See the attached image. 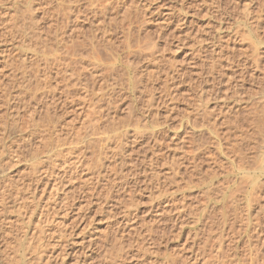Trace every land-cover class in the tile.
I'll return each instance as SVG.
<instances>
[{
  "label": "rangeland",
  "instance_id": "rangeland-1",
  "mask_svg": "<svg viewBox=\"0 0 264 264\" xmlns=\"http://www.w3.org/2000/svg\"><path fill=\"white\" fill-rule=\"evenodd\" d=\"M58 1L59 9L63 11L66 2ZM97 1L100 3L103 1L102 6L105 3V0ZM97 1L96 6L99 5L96 10H100L101 6ZM20 2L23 4L20 5ZM26 2L0 0V131L3 132L2 124L5 119L8 121L4 122L7 126L14 118L26 127V124L30 123L28 116H32L33 122L41 125L39 130L48 132L53 140H60L58 143L59 149L63 148L60 151L64 153L62 160L64 164L60 162L56 168H51V173L54 174L49 173L48 177L41 172L48 167L44 164L41 174L39 173L41 178L40 175L34 178L28 169L33 162L29 156L41 150L39 140L31 141L26 137L24 141L9 128L4 135V132H0L5 143V151L1 157L3 159L0 162L2 166L0 185L6 182L4 184H13L12 186L16 184L15 188L17 187L14 192L12 191L11 196L14 195L9 202L6 201L4 221H12L13 225L18 223L21 216L16 218L13 214L16 207L22 205V202L29 203L31 198H34V203L37 202L35 213L37 216L34 215L30 219L32 222L30 226L28 225L29 229L27 227V237L33 233L38 219L43 220L42 226H48L49 234L46 232L45 240L50 243L49 248L44 249L43 256L39 254L42 256V262L46 264H264V193H258V203L254 204L248 213L244 208L246 199H243L247 198L251 189L264 188V102L261 104L263 97L261 87L264 86V20H260L259 25L262 26L260 29L254 27L253 30L250 29L252 24L249 23L252 20L255 24L260 14L264 19V0H252L248 7L250 12L248 18L245 14L246 3L250 2L248 0H106L107 4H112L115 8L107 15L109 17H106L113 19L118 25L117 27L115 23L113 24V20L112 25H109L113 32L111 36L113 49L102 54L100 67V71L103 72L111 68L115 70L111 83L97 82L98 84L94 85L96 88L94 87L89 95L84 94L83 87L79 88L77 85L75 87L72 83L76 88L74 92L73 87L72 91L71 86L67 84L66 88L64 83L67 82L69 73L62 72L63 74H59L60 78L54 80L52 78L50 81V87L57 91L55 97L59 101L56 104L58 106L54 105L55 109L46 103L51 112L57 111L55 112L57 116L48 114V120L43 117L45 100L41 99L42 102L38 103L35 101L37 105L31 102L29 106L27 103L22 106L11 99L8 108L3 105L2 86L10 75L8 73L16 71L20 66L19 58H30L31 62H35L39 67L49 64L52 60L48 53L49 48L51 49L52 18L46 13H52L55 0H34L31 3L43 37L49 40L38 54H34L31 44L26 43L23 48L21 39L5 34V28H9L10 25L8 19L20 16L24 11L22 6ZM61 16L60 21L66 25L64 15ZM125 17L131 18L133 25L136 22L133 26L136 34L133 33L135 34L133 37L126 36ZM109 19L107 21L110 22ZM78 21H74L76 24L73 22L74 26L79 27ZM251 31H254L253 34ZM248 36L257 41L258 67L250 59L252 53L248 51L250 48ZM149 44L156 48L153 57H148ZM19 50L26 55L21 54ZM136 50L142 52L131 57L135 63L133 67L136 69V76L130 78L120 70L119 64L126 60L127 52ZM211 63L213 65H210ZM52 70L54 73V68ZM140 76L145 80L142 79L141 83L136 85L137 91L133 92L130 88V79L132 84L137 83ZM227 77L231 82L226 80ZM109 84L114 86H108L104 92L108 93L114 88L112 95L115 97L118 94L115 100L113 99L114 104L111 102V107H108L105 101V105L97 101L98 88L100 86L105 88V85ZM141 85L149 88L145 90V95L143 93L140 96L137 92ZM64 90H68L70 94L63 92ZM146 96L152 97L153 104L148 103L149 106L146 104L149 99ZM92 97L94 99H91ZM95 101L94 107H97L94 109L91 108L94 104L91 105V102ZM100 107L103 111L101 113L104 114L100 113L104 118L101 119L102 124L98 113H95L96 116L91 114ZM16 112L18 113L15 114ZM200 112H205L204 116ZM91 120L98 121L101 125L99 129L96 122L95 131H92ZM129 122L131 125H124ZM112 125L120 131L116 129L117 132L115 130V133H112L111 128L107 130ZM127 126L129 128H126ZM136 126L141 128L143 137L135 143L132 141L131 144V136L128 134L130 141L128 140L127 146L131 145L129 153L132 151L130 163L128 161L124 167L119 166L120 157L114 159L108 156L106 160H102L103 169L100 171L103 170L101 173L103 175L96 176V171H99L98 164L91 168L96 161L95 155L91 149H83L82 145L88 132L90 134L92 131L94 139H103L102 143L104 145L110 143L111 147L108 144L106 147L112 148L113 144L109 139L111 140L117 133L124 131L130 133ZM120 128L125 129L121 131ZM52 130L55 132L52 133ZM143 157L144 161L153 157L151 167L148 166V161L137 165L139 164L137 161ZM44 159L41 157L37 162L41 163ZM172 166L174 172L170 175ZM132 167L134 168L131 170ZM116 171L120 173L118 176H125L121 177L123 181L117 185L110 181L112 176L117 175ZM102 177L105 178V182ZM90 180L92 181L89 182ZM56 182L60 184H56L59 189L52 191L55 185L52 183ZM91 186L94 191L91 190ZM16 190L21 191L16 194ZM247 190L249 194L246 195ZM17 195L23 200H16ZM22 195L28 200L26 201ZM233 197H239L241 200L239 199L238 203L236 201L231 203ZM28 209L30 206L27 207V211H30ZM256 221H260L262 226L256 227ZM59 232L65 237L60 236ZM218 239L219 241L222 239L221 245ZM29 242L31 245L34 243L31 240ZM25 245L24 250L18 252L17 242L10 245L0 241V264L8 260L18 264L21 261L20 256L29 253L28 243Z\"/></svg>",
  "mask_w": 264,
  "mask_h": 264
},
{
  "label": "bare ground",
  "instance_id": "bare-ground-1",
  "mask_svg": "<svg viewBox=\"0 0 264 264\" xmlns=\"http://www.w3.org/2000/svg\"><path fill=\"white\" fill-rule=\"evenodd\" d=\"M17 1H19V0H17ZM27 2L25 3V5H23L22 6V8H23V13L20 15V16H16V17H13V18H10V19H8L9 20V28L8 27H6L5 29H6V31H5V34L7 35V36H11V37H13V38H18V39H21V46L23 47L26 43H28V44H31V47H32V50H33V52H34V54L36 55V54H38L39 52H40V49L41 48H43V47H45L46 46V44H48V41L49 40H47V39H45V37H43V34H42V32H41V27H40V25H39V22H38V20L36 19V15L34 14V12H35V10L33 9V6H31V3L34 1V0H26ZM35 1H37V0H35ZM39 1V0H38ZM96 1L97 0H65V2H66V6H65V9L63 10V11H61L60 9H59V1L58 0H55V3L53 2V4H54V9H53V11H52V13L50 12V14L49 13H46L48 16L49 15H51V18H52V22H51V25H52V36H51V38H50V40H51V43H50V46H51V49L49 48V54L52 56V60H51V62L49 63V64H45L44 66H42V67H39V66H37V65H35V62H31V59L30 58H24V57H22V58H19L18 59V62H19V64H20V66L19 67H17V70L16 71H14V72H10V73H8V74H10V75H6L8 78L5 80V82H4V86H2V88H3V92H1L3 95H2V97L4 98V107L6 108H8V104H9V102L11 103V99H13L14 100V102L17 104V105H19V104H21L22 106L25 104V103H27V105L28 104H30L31 102H35V101H37V103H38V101H41V99H42V101L43 100H45V107H46V103H48L49 104V107H53L54 105H56L57 104V102L59 101L55 96H56V92H55V90H53V87H50V81L52 80V78H53V80L54 79H57L58 77H59V74H63L64 73V71H65V74L66 73H69L68 74V80H66L67 82H65L64 81V83L66 84V88L68 87V85L69 86H71V88L73 87L74 88V90L76 89L75 87H76V85H77V87H79V86H81V88L83 87V89H84V94L85 93H87L88 95L89 94H91L92 92H93V90H94V85L98 82H100V84H106V83H111L110 81H111V77L114 75V73H115V70L113 69V68H111L110 70H107V71H100V67H101V59H102V54L103 53H107V52H109L110 50H112L113 49V47H112V43H113V41L111 40V36L113 35V32H112V28L110 29V26L109 25H112V20H110L109 18H107V17H109V16H107L108 14H110L111 12H113V9H115L114 8V6L112 5V4H107V2H106V0H105V3H106V5H105V3H104V5L102 6L101 4H103L102 2L103 1H101V3L99 2V1H97V2H99L100 3V6H101V9L100 10H96V8L98 7V5L96 6ZM114 1V0H113ZM248 1H250V2H248V3H246L245 5L247 6V8H246V11H245V14H246V18H248V16H249V9H248V7L250 6V4H252V0H248ZM112 2V1H111ZM245 2V1H244ZM110 3V2H109ZM124 3V2H123ZM17 4V3H16ZM19 4V3H18ZM23 4V2H20V5H22ZM114 4V3H113ZM122 4V3H121ZM261 4V3H260ZM115 5V4H114ZM100 6H99V8H100ZM118 6V5H117ZM121 7V6H120ZM245 7V6H244ZM255 7H257V6H255ZM47 9V8H46ZM244 9V8H243ZM33 10H34V12H33ZM97 11H99L98 12V14H97ZM244 11V10H243ZM258 11V10H257ZM46 12H48V10L46 11ZM110 12V13H109ZM43 13H45V9L43 10ZM254 13V12H253ZM252 13V14H253ZM261 13V11L258 13V14H260ZM264 13V12H263ZM43 15H45V14H43ZM61 15H64V19L63 20H66V25H63L64 24V22L62 21H60V20H62V19H60V16ZM244 15V14H243ZM254 15V14H253ZM257 15V14H256ZM261 15V14H260ZM257 16V21L255 22V24H253L252 23V20H251V22L249 21V23L250 24H252L251 25V28L250 29H252V27H254V28H261L262 26H260L261 25V21L260 20H264L263 18H261V16ZM107 16V17H106ZM46 17V16H45ZM61 17H63V16H61ZM131 17V16H130ZM251 17V16H250ZM263 17H264V15H263ZM254 18V17H253ZM252 18V19H253ZM93 19V20H92ZM110 20V22L109 21H107V20ZM125 19H126V21H127V29H125L124 31L126 32V36H127V38L128 37H131V35H132V37H133V35H135L136 33L134 32L135 30H133L134 29V25H135V23L136 22H134V25H133V22L131 21V18L130 19H128V17H125ZM136 19V18H135ZM250 19V18H249ZM77 20H79L80 21V25H79V27L78 26H74L76 23L74 22V21H76L77 22ZM247 20V19H246ZM79 21H78V23L77 24H79ZM75 24H74V23ZM264 22V21H263ZM63 23V24H62ZM115 22H114V20H113V24H114ZM244 23H245V21H244ZM260 24V25H259ZM86 26V28H84V26ZM115 25H117V23H115ZM114 25V27H115V29H116V26ZM250 26V25H249ZM264 26V25H263ZM80 27H82V28H80ZM111 27H113V26H111ZM117 27H118V25H117ZM245 27V26H244ZM247 28V27H246ZM114 29V28H113ZM264 29V28H263ZM122 30V29H121ZM253 30V29H252ZM116 31V30H115ZM120 31V30H119ZM123 31V30H122ZM140 31V30H139ZM264 31V30H263ZM125 32H123V33H125ZM245 32V31H244ZM252 32V31H251ZM254 32V31H253ZM253 32H252V34H253ZM133 33H135V34H133ZM264 34V33H263ZM255 35V34H254ZM257 37V36H256ZM263 39H264V36H263ZM245 41H247V40H245ZM248 41H249V44L250 45H248L250 48V50L248 49V51L250 52V53H252V56H251V54L249 55V56H251V58L250 57H248V58H250L252 61V63H254V65L255 66H257L258 67V62H259V59H258V57L259 56H257L256 55V53H257V51H258V47H257V41L255 42V41H253V38L251 37V36H248ZM247 41V42H248ZM260 41H258V43H259ZM27 44V45H28ZM155 45V44H154ZM114 46V45H113ZM149 46V54H148V57H153V54H154V52H155V50H156V48H155V46H153V45H151V44H149L148 45ZM213 46V45H212ZM246 46V45H245ZM19 47V46H18ZM21 47V48H22ZM25 47V46H24ZM23 47V48H24ZM247 47V46H246ZM214 48V47H213ZM128 49L130 50V47H128ZM147 49H148V47H147ZM246 49V48H245ZM244 49V50H245ZM211 51V50H210ZM212 51H214V50H212ZM211 51V52H212ZM245 51H247V50H245ZM252 51V52H251ZM19 52L22 54V53H24V55H26L25 54V52H21L20 50H19ZM140 52H142L141 50H136V51H129V52H127V58H126V60L124 61V62H122V63H120L119 64V68H120V70L123 72V73H126L128 76H130V78H133V77H135L136 76V69L133 67V64H135V63H133L132 62V56H135V55H140ZM220 52V51H219ZM260 52V51H259ZM19 53V54H20ZM41 53H43L44 54V52H41ZM215 54H216V52H214ZM125 54V53H124ZM142 54H144V53H142ZM147 55V54H146ZM21 56H23V55H21ZM126 56V55H125ZM215 56V55H214ZM220 56V55H219ZM222 56H224V55H222ZM248 56V55H247ZM27 57V56H26ZM29 57V56H28ZM227 57V56H226ZM260 57H262V56H260ZM263 57H264V54H263ZM214 58V57H213ZM212 58V59H213ZM225 58V57H224ZM247 58V59H248ZM219 59V58H218ZM225 59H227V58H225ZM224 59V60H225ZM209 60V59H208ZM244 61V60H243ZM235 62V61H234ZM247 62V61H246ZM250 62V63H251ZM215 63V62H214ZM217 63V62H216ZM228 63V61L226 62V64ZM231 63V62H230ZM237 64V63H236ZM264 64V63H263ZM210 65H213L212 63L210 64ZM231 65V64H230ZM234 65V64H233ZM248 65V64H247ZM227 66V65H226ZM263 66V65H262ZM230 67V66H229ZM260 67V66H259ZM52 68H54V73L52 72L53 70H52ZM209 68H211V67H209ZM215 68V67H214ZM214 68H212V69H214ZM220 68V67H219ZM229 69V68H228ZM236 69V68H235ZM253 70V69H252ZM254 70H256V69H254ZM141 71V70H140ZM231 71H232V69H231ZM257 71V70H256ZM255 71V72H256ZM63 72V73H62ZM146 72V71H145ZM144 72V73H145ZM254 72V71H253ZM141 73V72H140ZM144 73H142V74H144ZM147 73H149V72H147ZM147 73H145V74H147ZM234 73V72H233ZM230 74H232V72L230 73ZM237 74V73H236ZM149 75V74H148ZM200 75V74H199ZM239 75H241V74H239ZM143 76V75H142ZM142 76H140V77H138L139 79H138V82L137 83H133L132 84V79H130V88H131V90L133 91V92H136L137 90H135L136 89V85H138V84H140L141 83V81H142V79H141V77ZM147 76V75H146ZM229 76V75H228ZM233 76V75H232ZM110 77V78H109ZM201 77H203V76H201ZM230 77V76H229ZM236 77V76H235ZM238 77V76H237ZM242 77H244V76H242ZM262 77V76H261ZM60 78V77H59ZM63 78V77H62ZM61 78V79H62ZM109 78V79H108ZM145 78V77H144ZM148 78V77H147ZM150 78V77H149ZM152 78V77H151ZM217 78V77H216ZM218 78H219V75H218ZM228 78V77H227ZM226 78V80L228 81V80H230V82H231V79H227ZM263 78V77H262ZM67 79V78H66ZM242 79V78H241ZM59 80V79H58ZM143 80H145V79H143ZM153 80V79H152ZM219 80V79H218ZM234 80H236V79H234ZM243 80V79H242ZM245 80V79H244ZM150 81V80H149ZM204 81V80H203ZM202 81V82H203ZM238 81V80H237ZM240 81V80H239ZM263 81H264V78H263ZM53 82V81H52ZM60 82H61V80H60ZM101 82H103V83H101ZM144 82H146V81H144ZM143 82V83H144ZM151 82V81H150ZM55 83V82H54ZM57 83V82H56ZM72 83H74L75 84V87H74V85L72 84ZM97 83V84H98ZM147 83V82H146ZM61 84V83H60ZM68 84V85H67ZM72 84V85H71ZM145 84V83H144ZM148 84H149V82H148ZM147 84V85H148ZM227 84V83H226ZM52 85V84H51ZM63 85V84H62ZM228 85V84H227ZM56 86V85H55ZM58 86H59V84H58ZM106 87L105 88H102L101 86H100V88H98L99 90H98V103H100V104H102V103H104V101L107 103H104V105L106 104V105H109L108 107H111V105H112V103L114 102L113 101V99L116 97V96H118V94L114 97V95H112V94H114V88H112L113 89V92H111V90H109V89H107V90H109V92L108 93H105L104 92V90L108 87V86H114V84H109V85H105ZM142 87H140V89L138 90V94L141 96L143 93H144V95H145V90L146 89H148V88H146L145 86L143 87V85H141ZM148 86H150V85H148ZM231 86V85H230ZM238 86V85H237ZM240 86H241V84H240ZM60 87V86H59ZM233 87V86H232ZM64 88V87H63ZM65 88V89H66ZM70 88V89H71ZM73 88H72V91H73ZM80 88V87H79ZM96 88V87H95ZM234 88H235V85H234ZM238 88V87H237ZM55 89V88H54ZM69 89V88H68ZM78 89V88H77ZM158 89V88H157ZM161 89V88H160ZM240 89V88H239ZM261 89H262V102H261V104L264 102V86H263V88L261 87ZM81 90V89H80ZM163 90V89H162ZM235 90V89H234ZM66 90H64L63 92H65ZM70 91V90H69ZM100 91V92H99ZM102 91L104 92V93H102ZM116 91H117V89H116ZM60 92V91H59ZM66 92H68V90L66 91ZM65 92V93H66ZM74 92H76V90L74 91ZM149 92V91H148ZM158 92H160V91H158ZM206 92H208V91H206ZM230 92V91H229ZM236 92V91H235ZM261 92V91H260ZM61 93V92H60ZM69 93V92H68ZM117 93V92H116ZM199 93H201V92H199ZM70 94V93H69ZM86 94V95H87ZM95 94V93H94ZM138 94H136V95H138ZM151 94V93H150ZM63 95H65V94H63ZM88 95H87V97H88ZM96 95H97V93H96ZM96 95L94 96V98L96 97ZM134 95V94H133ZM138 95V97H140ZM152 95V94H151ZM165 95V94H164ZM58 96V95H57ZM66 96H69V95H67L66 94ZM92 96V95H91ZM159 96H160V94H159ZM202 96V95H201ZM227 96V95H226ZM59 97H60V95H59ZM147 97H149V96H146V98ZM210 97V96H209ZM209 97L207 98L208 100H209ZM229 97V96H228ZM40 99V100H37V99ZM93 97L91 98V99H94ZM137 98V97H136ZM158 98V97H157ZM60 99V98H59ZM143 99V98H142ZM148 99V98H147ZM160 99V98H159ZM164 99V98H163ZM62 100V99H61ZM84 100V99H83ZM96 100V99H95ZM115 100V99H114ZM152 97L150 98L149 97V99H148V101H147V103L146 104H148V103H152L153 104V102H152ZM156 100V99H155ZM0 101H1V99H0ZM41 101V102H42ZM63 101V100H62ZM85 101V100H84ZM66 102V101H65ZM112 102V103H111ZM160 102V101H159ZM205 102V101H204ZM92 103H94L93 104V107H91V108H96V107H94V105H95V103H96V101L95 102H91V105H92ZM162 103H163V100H162ZM32 104V103H31ZM35 105H37L36 104V102L34 103ZM34 104H33V106H34ZM59 104V103H58ZM63 104V103H62ZM114 104V103H113ZM150 104H148V106L150 105ZM60 105V104H59ZM83 105V104H82ZM87 105V104H86ZM90 105V104H89ZM98 105V104H97ZM29 106V105H28ZM56 106H58V105H56ZM56 106H54V109H55V107ZM206 106V105H205ZM10 107V106H9ZM27 107V106H26ZM48 107V105H47V107L44 109V112H43V117H44V119H46V120H48V114H52V115H55V116H57L56 115V113L55 112H57L56 110H55V112L53 111V112H51V108H49ZM98 107H99V105H98ZM106 107V106H105ZM151 107V106H150ZM17 108H18V106H17ZM24 108V107H23ZM29 108V107H28ZM34 108V107H33ZM112 108H114L113 106H112ZM111 108V109H112ZM147 108V107H146ZM152 108V107H151ZM155 108V107H154ZM19 109V108H18ZM18 109H16V110H18ZM25 109V108H24ZM53 109V110H54ZM62 109V108H61ZM94 109H92V110H94ZM98 109V108H97ZM106 110L107 109H109V108H105ZM110 109V110H111ZM206 109V108H205ZM33 110V109H32ZM31 110V111H32ZM36 110V109H35ZM146 110V109H145ZM203 110V109H202ZM6 111V110H5ZM12 111V110H11ZM15 111V110H14ZM21 111V110H20ZM26 111V110H25ZM59 111V110H58ZM96 111V110H95ZM97 111H99V112H97ZM96 112H92L91 114H93L94 116H96V114H97V116H99L98 118H99V121L103 118L102 116H101V114L103 113V111H102V108L100 107L98 110H97ZM148 111V110H147ZM150 111V110H149ZM10 112V111H9ZM8 112V113H9ZM22 112V111H21ZM37 112V111H36ZM102 112V113H101ZM12 113V112H11ZM18 112H16L15 114H17ZM25 113V112H24ZM31 113H33V111L31 112ZM96 113V114H95ZM101 113V114H100ZM203 113V116H204V113L205 112H202ZM201 112H200V114H202ZM6 115H8V114H6ZM102 115H104V114H102ZM146 115V114H145ZM154 115V114H153ZM14 116V115H13ZM17 116V115H16ZM19 116V115H18ZM87 116V115H86ZM93 116V117H94ZM199 116V115H198ZM197 116V117H198ZM151 117V116H150ZM156 117H157V115H156ZM200 117V116H199ZM28 118H29V120H30V123H28V124H26V127H24L23 125H25V124H23V123H18V119H12V121L8 124V126H7V122L8 121H6L7 119H5L4 120V122L6 121V123H4L3 122V132H1V133H3V135L5 134V131L7 130V128H9L11 131H13V132H16L17 133V135L19 136V138H23V140L26 138V137H29L30 138V140L31 139H36V140H39V142H40V147H41V150L39 149V151H37V152H35V153H33V154H31L30 152V154H31V156H29L32 160L31 161H33V162H31V164H30V167L28 168L29 170H30V174L34 177V178H37V176L38 175H40L41 173H40V171L42 170V166H44V164H47L46 165V167H47V169L45 168V170H42L41 172L43 173L42 175H46V177H48L47 175H49V173H51V168L53 169L54 167L56 168L57 167V165L58 164H60V162H62V160H63V158H64V153H62L60 150L61 149H63V148H61V149H59V143H58V141H60V140H58V139H54L53 140V138L51 137V135L48 133V132H46V131H42V130H39V128L41 127V125H39V124H37V123H34L33 122V119H32V116H28ZM96 118V117H95ZM97 118V119H98ZM110 118V117H109ZM21 119V118H20ZM86 119H87V117H86ZM93 119V118H92ZM102 120H104V118L102 119ZM102 120H101V124H102ZM106 120V119H105ZM60 121V120H59ZM108 121V120H107ZM91 122H92V131H95V128H96V124L98 123V121L96 120L95 122H94V120H91ZM97 122V123H96ZM105 122V121H104ZM84 123V122H83ZM158 123V122H157ZM194 123V122H193ZM85 124V123H84ZM105 124V123H104ZM108 124H110V123H108ZM107 124V125H108ZM113 124V123H112ZM123 124V123H122ZM136 125H138L137 123H135ZM195 124V123H194ZM23 127H22V126ZM86 125V124H85ZM98 126V129H99V126H101V125H99V123L97 124ZM111 125V124H110ZM125 126L126 125H131L130 124V122H129V124H124ZM143 125V124H142ZM156 125H158V124H156ZM86 126H89V125H86ZM109 126V125H108ZM134 126V125H133ZM58 127V126H57ZM115 127V126H114ZM119 127V126H118ZM122 127H124V126H122ZM142 127V126H141ZM144 127V126H143ZM145 127H146V125H145ZM56 128V127H55ZM109 128H111V131H112V133H115V132H117V127L116 128H113V125L112 126H110V127H108L107 128V130L109 129ZM126 128H129L128 126L126 127ZM133 128V127H132ZM117 129V130H116ZM121 129V131H123V129H125V128H120ZM116 130V131H115ZM92 131H91V133L89 134V132H88V134L85 136V140L82 142V145L84 146V148L83 149H91L92 151H93V154L95 155V158H96V161L95 162H93V165H92V169L93 168H95L96 166H97V164H98V170L99 171H96L97 173V175L96 176H99V177H101L102 175H101V173L103 172V170H101L100 171V169H103V167H102V164H103V162H102V160H106L107 159V157L109 156V158H114V159H117L118 157H120V160H121V165L119 164V166H125V164L130 160V158H131V154H132V151H131V153H129V150H131V149H129V147L131 148V145L130 146H127V145H129V144H127V142H128V134H130V136H131V144H132V141L135 143V142H137L139 139H141L142 137H143V133L141 132V128H139V126H136L130 133L128 132V131H124V132H122V133H117L113 138H111V140L109 139V141H112V143L111 144H113L112 145V148H110L109 146L108 147H106L107 146V144H105L104 145V143H102V140H99V139H97L96 137V139H94L93 138V133H92ZM96 131H97V129H96ZM115 131V132H114ZM118 131H120V130H118ZM52 133H54L55 132V130L53 131H51ZM56 132H58V131H56ZM108 132V131H107ZM159 132V131H158ZM29 133V134H28ZM109 133V132H108ZM10 134V133H9ZM28 134V135H27ZM12 135V134H11ZM100 135V134H99ZM99 135H98V138H99ZM105 135H107V133L105 134ZM109 135V134H108ZM2 136V135H1ZM0 136V162H1V160L3 159H1V157H3L2 156V154H3V152L5 151V148H4V138H2ZM9 136V135H8ZM95 136V135H94ZM153 136V135H152ZM102 137V136H101ZM109 137H111V136H109ZM224 137V136H223ZM6 138V137H5ZM29 138H28V140H29ZM130 138V137H129ZM20 139V140H21ZM133 139V140H132ZM226 139H228L227 137H226ZM6 140V139H5ZM15 140H17L16 138H15ZM26 140V139H25ZM24 140V141H25ZM27 140V141H28ZM105 140H106V138H105ZM225 140V139H224ZM32 141V140H31ZM130 141V140H129ZM140 141V140H139ZM18 142V141H17ZM29 142V141H28ZM28 142H25L26 144L28 143ZM36 142V141H35ZM16 143V142H15ZM14 143V144H15ZM21 143V142H20ZM32 143V142H31ZM38 143V142H37ZM64 143H62V145H63ZM22 145V144H21ZM38 145V144H37ZM29 146H31V144L29 145ZM134 146H135V144H134ZM15 147H16V145H15ZM22 147V146H21ZM25 147H26V145H25ZM32 147V146H31ZM7 148V147H6ZM27 148V147H26ZM29 148V147H28ZM126 149H128V150H126ZM14 150H15V148H14ZM21 150V149H20ZM23 150H24V148H23ZM9 151V150H8ZM26 151V150H25ZM11 152V151H10ZM64 152V151H63ZM149 152V151H148ZM14 153V152H13ZM68 153V152H67ZM82 153V152H81ZM69 154L71 155V152H69ZM151 154V153H150ZM152 154H154V152L152 153ZM14 155V154H13ZM15 155H17V154H15ZM67 155V154H66ZM69 155V156H70ZM16 157V156H15ZM18 157V156H17ZM16 157V158H17ZM41 157H44L45 159L44 160H42V162L40 163V162H37V160L39 159V158H41ZM83 157V156H82ZM81 157V158H82ZM144 158L145 157H143V158H140L137 162L139 163V164H137V163H135V164H137V165H140V164H142L143 162H146V161H148L147 163H148V166L149 167H151V165H152V161H153V157H152V159H151V157H149L146 161H144ZM147 158V157H146ZM156 158V157H155ZM185 158V157H184ZM188 158V157H187ZM194 158V157H193ZM192 158V159H193ZM113 159V160H114ZM18 160V159H17ZM69 160V159H68ZM109 160V159H108ZM183 160V159H182ZM188 160V159H187ZM30 161V160H29ZM83 161V160H82ZM13 162V161H12ZM114 162V161H113ZM63 164H64V162H62ZM77 163H78V161H77ZM80 163V162H79ZM78 163V164H79ZM129 163H130V161H129ZM128 163V164H129ZM196 163V162H195ZM62 164V165H63ZM71 164V163H70ZM144 164V163H143ZM1 165H2V163H1ZM3 165H4V163H3ZM6 165H8V164H6ZM61 165V166H62ZM66 165V164H65ZM145 165H146V163H145ZM176 165V164H175ZM195 165V164H194ZM193 165V166H194ZM106 166H108V165H106ZM131 166V165H130ZM135 166V165H134ZM0 167H2V166H0ZM59 167V166H58ZM82 167V166H81ZM139 167V166H138ZM142 167V166H141ZM195 167V166H194ZM4 168V167H3ZM62 168V167H61ZM71 168V167H70ZM134 167H132L131 168V170L133 169ZM136 168V167H135ZM143 168H145V166L143 167ZM172 168H173V166L170 168L171 169V172H169V174L170 173H172L173 174V170H172ZM196 169H197V167H195ZM194 168V169H195ZM66 169V168H65ZM89 169V168H88ZM91 169V170H92ZM120 169H121V167H120ZM152 168H150V170H151ZM195 169V170H196ZM3 170V169H2ZM47 170V171H46ZM58 170V169H57ZM129 170V169H128ZM194 170V171H195ZM64 171V170H63ZM89 171V170H88ZM130 171V170H129ZM57 172V171H56ZM104 172H106V171H104ZM118 172H119V170H118ZM120 172H121V170H120ZM131 172V171H130ZM145 172V171H144ZM147 172H149V171H147ZM152 172V171H151ZM196 172V171H195ZM194 172V173H195ZM40 173V174H39ZM65 173V172H64ZM78 173V172H77ZM115 173H117V171L115 172ZM122 173V172H121ZM127 173H129L128 171H127ZM133 173V172H132ZM135 173V172H134ZM51 174H54V173H51ZM50 174V175H51ZM69 174H71V173H69ZM120 174V173H119ZM118 173H117V175H115V176H112L113 178H112V180H110L111 182L113 181L116 185L117 184H119L120 182H122L123 181V179L121 178V177H125L124 175L122 176H118L119 175ZM123 174V173H122ZM139 174V173H138ZM146 174V173H145ZM30 175V176H31ZM108 175V174H107ZM114 175V174H113ZM131 175V174H130ZM171 175V174H170ZM55 176V175H54ZM69 176V175H68ZM67 176V177H68ZM90 176H92L91 174H90ZM105 176V175H104ZM53 177V176H52ZM60 177H61V175H60ZM65 177V176H64ZM70 177V176H69ZM68 177V178H69ZM127 177H128V175H127ZM153 177V176H152ZM167 177V176H166ZM171 177V176H170ZM40 178H41V175H40ZM58 178V177H57ZM94 178V177H93ZM96 178V177H95ZM103 178V177H102ZM48 179V178H47ZM49 179H51V178H49ZM90 179H92V178H90ZM104 179V182H105V178H103ZM157 178H155V180H156ZM32 180H34V179H32ZM45 180V179H44ZM63 180H65V178L63 179ZM85 180V179H84ZM95 180V179H94ZM159 180V179H158ZM163 180V179H162ZM167 180V179H166ZM3 181V180H2ZM36 181V180H35ZM66 181V180H65ZM92 180H90L89 182H91ZM99 182H100V178H99V180H98ZM97 181V182H98ZM107 181V180H106ZM9 182V181H8ZM21 182V181H20ZM45 182V181H44ZM50 182V181H49ZM69 182V181H68ZM89 182H88V184H89ZM94 182V181H93ZM92 182V183H93ZM103 182V183H104ZM156 182H157V180H156ZM155 182V183H156ZM159 182H160V180H159ZM2 183V182H1ZM4 183H6V182H4ZM4 183H2L1 185H0V241H3V243H7V244H9L10 243V245H12L13 243H15V242H17L18 243V245H19V247H18V249H17V251L18 252H21V251H23L24 250V247H26V245H25V243H28V249H29V253L27 254V255H21L20 256V262L18 263V264H43V263H45V262H42V256H43V254L45 253H42L43 251H44V249L46 248V247H48L49 246V242L47 243L46 242V240H45V234H46V232L48 231L47 229H48V226H42V222H43V220H41V221H39V219H38V221H37V224L35 225V223H33V225H35V227H34V231H33V233L32 234H29V235H31L30 237H27L28 235H27V227H28V225L30 226V224H31V217L32 216H34V215H36L35 213H36V210H37V206H36V203H34V201H33V199L31 198V200H30V198H29V200H30V202L28 203V199L26 200L25 198H24V196H23V198L27 201V202H22L23 204L22 205H20V206H18V207H21L20 209L18 208V207H16V210L13 212V214L15 215V217L16 218H19L20 216H21V218H19V220H18V223H16L15 225H13V223H12V221H7L6 219V221L7 222H10V223H7L6 221H4V215H6L5 213H6V201L7 202H9V199L14 195H12L11 196V194H12V191L13 190H15V189H17V187L15 188V185L16 184H14V186H12L13 184H4ZM12 183V182H11ZM14 183V182H13ZM46 183V182H45ZM85 183H86V181H85ZM92 183H90V184H92ZM36 184V183H35ZM52 184H55L52 188V191L54 190V189H56L57 187H56V184H58V185H60L58 182H56V183H52ZM97 184H99V183H97ZM97 184H95V185H97ZM20 185V184H19ZM32 185H33V183H32ZM66 185V184H65ZM82 185H84V184H82ZM86 185V184H85ZM100 185V184H99ZM90 186V185H89ZM93 186V185H92ZM92 186H91V190H92ZM105 186H106V184H105ZM105 186H104V188H105ZM28 187V186H27ZM31 187V186H30ZM60 187H62V186H60ZM82 187V186H81ZM95 187V186H94ZM23 188H25V187H23ZM90 188V187H89ZM88 188V189H89ZM107 188V187H106ZM161 188H162V186H161ZM36 189V188H35ZM34 189V190H35ZM59 188H57V190H58ZM87 189V190H88ZM95 189V188H94ZM21 190H23L22 188H21ZM21 190H16V194L17 193H19ZM25 190V189H24ZM23 190V191H24ZM50 190H51V188H50ZM49 190V191H50ZM104 190H106V189H104ZM22 191V193H25V194H27L26 192H23ZM27 191H28V188H27ZM33 191V190H32ZM48 191V190H47ZM92 191H94V190H92ZM249 190H247V192H248ZM14 192V191H13ZM210 192V191H209ZM260 192H263L264 193V188H258V189H256V188H254V189H251L250 190V194H249V192L248 193H246V195L247 194H249L248 196H247V198L245 197V198H243V199H246V201H245V206H244V208L246 209L245 211L248 213L249 211H250V209L252 208V206L254 205V204H256V203H258L257 201H258V195L260 194ZM21 193V194H22ZM52 193V192H51ZM92 193V192H91ZM259 193V194H258ZM15 194V195H16ZM20 194V195H21ZM66 194V193H65ZM243 194H245V193H243ZM242 194V195H243ZM20 195H17V199L16 198H14V197H16V196H14L13 197V199L15 200H20ZM264 195V194H263ZM20 198H19V197ZM47 196V195H46ZM68 196V195H67ZM261 196V195H260ZM29 197V196H28ZM38 197H39V195H38ZM243 197V196H242ZM241 197V198H242ZM249 197V198H248ZM264 197V196H263ZM260 198V197H259ZM46 199V198H45ZM240 198L238 197V198H236V197H233L232 198V201H231V203H235V201L238 203L240 200H239ZM242 199V200H243ZM13 200V201H14ZM23 200V199H22ZM22 200H20V201H22ZM24 200V201H25ZM43 200V199H42ZM50 200V199H49ZM61 200H63V199H61ZM19 201V202H20ZM38 201V200H37ZM64 201H66V199L64 200ZM18 202V201H17ZM46 202V201H45ZM44 202V203H45ZM51 202V201H50ZM61 202V201H60ZM244 202V201H243ZM16 203V202H15ZM48 204V203H47ZM15 205V204H14ZM17 205H19L18 203H17ZM28 206H30V209H28V210H30V211H27V207ZM63 205V204H62ZM61 205V206H62ZM68 205V204H67ZM66 205V206H67ZM46 206V205H45ZM41 207V206H40ZM43 207V206H42ZM48 207V206H47ZM52 207V206H51ZM264 207V206H263ZM18 208V209H17ZM43 208H45V207H43ZM59 208V207H58ZM63 208V207H62ZM259 208V207H258ZM48 209V208H47ZM261 209V208H260ZM11 210V209H10ZM46 210V209H45ZM55 210V209H54ZM183 210V209H182ZM7 211H9V210H7ZM21 211H23V212H21ZM41 211V210H40ZM43 211H44V209H43ZM56 211V210H55ZM258 211H260L259 209H258ZM264 211V210H263ZM251 212V211H250ZM262 212V211H261ZM22 213V214H21ZM29 214V215H28ZM42 214H45V213H42ZM48 214V213H47ZM183 214V213H182ZM251 214V213H250ZM250 214H248V215H250ZM260 214H262V213H260ZM46 215V214H45ZM44 215V216H45ZM54 215V214H53ZM37 216V215H36ZM48 216V215H47ZM60 216V215H59ZM262 216V215H261ZM52 217V216H51ZM249 217V216H248ZM24 218H26V221H24ZM50 218V217H49ZM250 218V217H249ZM40 219H42V217L40 218ZM12 220V219H11ZM50 220V219H49ZM52 220V219H51ZM248 220V219H247ZM257 220H260L259 218H257ZM257 222V224H256V227L257 226H260L261 225V223H260V221L258 222V221H256ZM263 222V221H262ZM255 225V224H254ZM262 226V225H261ZM25 227H26V229H25ZM264 227V226H263ZM200 228V227H199ZM246 228V227H245ZM259 228V227H258ZM14 229H16V230H14ZM28 229H29V227H28ZM247 229V228H246ZM256 229V228H255ZM264 229V228H263ZM12 230H14V231H12ZM254 231V230H253ZM257 231H259V230H257ZM256 231V232H257ZM51 232V231H50ZM222 232V231H221ZM255 232V233H256ZM60 233V236H62V237H65V236H63L64 234L62 233V235H61V232H59ZM47 234H49V232H47ZM253 234V233H252ZM258 234H259V232H258ZM260 234H262L261 233V231H260ZM52 235V234H51ZM51 235H50V237H51ZM59 235V234H58ZM223 235V234H222ZM49 236V235H48ZM248 236V235H247ZM251 236V235H250ZM256 236H257V234H256ZM259 236V235H258ZM220 237V236H219ZM226 237V236H225ZM221 238H223V237H221ZM57 239H59V238H57ZM63 239V238H62ZM248 239V238H247ZM257 239V238H256ZM256 239H255V241H256ZM33 241L34 243L31 245V242H29V241ZM222 239H220V241H221ZM241 240V239H240ZM242 240H243V237H242ZM261 240V239H260ZM49 241V240H48ZM218 241H219V239H218ZM219 241V245H221V242ZM259 241V240H258ZM264 241V240H263ZM9 242V243H8ZM59 242V241H58ZM62 242V241H61ZM248 242L249 243H251L249 240H248ZM257 242V241H256ZM53 243V242H52ZM218 243V242H217ZM248 243V244H249ZM263 243V242H262ZM59 244V243H58ZM239 244V243H238ZM244 244V243H243ZM35 245V246H34ZM218 245V244H217ZM262 245V244H261ZM260 245V246H261ZM244 246V245H243ZM248 246H250V245H248ZM253 247H254V244L252 245ZM256 246H258V245H256ZM264 246V245H263ZM240 247V246H239ZM252 247V248H253ZM35 248V249H34ZM49 248V247H48ZM47 248V249H48ZM57 248V247H56ZM62 248H63V246H62ZM262 248V247H261ZM260 248V249H261ZM246 249V248H245ZM244 249V250H245ZM247 249H248V247H247ZM219 250V249H218ZM249 250V249H248ZM262 250V249H261ZM264 250V249H263ZM46 251V250H45ZM221 251V250H220ZM258 252V251H257ZM42 255V256H40V255ZM256 255H258V254H256ZM261 255V254H260ZM259 255V256H260ZM48 256H50V255H48ZM2 258L4 259V255H2ZM55 258V257H54ZM2 259V260H3ZM52 259H53V257H52ZM51 259V260H52ZM256 259V258H255ZM47 260H48V257H47ZM51 263H53V262H51ZM54 263H55V260H54ZM4 264H13L10 260H8V261H6V262H4ZM46 264V263H45ZM62 264V263H61ZM215 264V263H214Z\"/></svg>",
  "mask_w": 264,
  "mask_h": 264
}]
</instances>
